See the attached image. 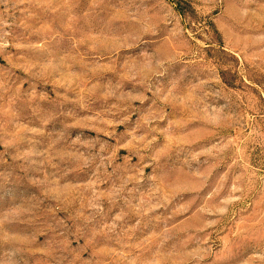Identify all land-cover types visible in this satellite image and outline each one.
<instances>
[{"label": "rangeland", "instance_id": "374dc122", "mask_svg": "<svg viewBox=\"0 0 264 264\" xmlns=\"http://www.w3.org/2000/svg\"><path fill=\"white\" fill-rule=\"evenodd\" d=\"M0 264H264V0H0Z\"/></svg>", "mask_w": 264, "mask_h": 264}]
</instances>
